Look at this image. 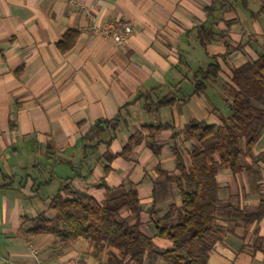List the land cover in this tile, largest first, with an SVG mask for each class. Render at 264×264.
Segmentation results:
<instances>
[{
    "label": "crops",
    "instance_id": "0c3cea01",
    "mask_svg": "<svg viewBox=\"0 0 264 264\" xmlns=\"http://www.w3.org/2000/svg\"><path fill=\"white\" fill-rule=\"evenodd\" d=\"M259 1L243 6L239 0H75L73 5L0 0V264H101L118 254L109 245L97 250L85 237L64 243L52 233L29 232V219L45 208L67 177L75 188L109 204L122 197V182L136 183L145 210L141 229L150 237L155 218L172 206L171 215L181 218L178 190L156 166L175 170L174 130L192 119L221 124L229 115V75L264 50ZM221 2L227 3L225 11L207 14L206 7ZM115 20L133 27L126 44L100 33ZM202 25L214 34L205 44ZM65 38V45L71 42L68 48L59 44ZM215 61L218 74L197 92L194 72ZM163 97L171 102L157 105ZM115 118L119 123L110 131V146L84 153L83 137L95 122ZM160 124L170 128L156 135L162 148L155 155L142 127ZM136 130L141 138L125 158L120 152ZM191 145L184 141L187 149ZM106 150L114 155L110 162ZM261 155L264 160V127L242 163ZM261 172L259 193L245 172L221 169L220 198L254 211L264 199V161ZM120 213L130 216L126 207ZM53 214L49 209L48 215ZM154 242L162 248L171 244L162 238ZM142 264L167 263L145 259ZM208 264H264V218L247 231L237 226L224 234L214 243Z\"/></svg>",
    "mask_w": 264,
    "mask_h": 264
},
{
    "label": "trees",
    "instance_id": "16d2710c",
    "mask_svg": "<svg viewBox=\"0 0 264 264\" xmlns=\"http://www.w3.org/2000/svg\"><path fill=\"white\" fill-rule=\"evenodd\" d=\"M239 1L247 6L248 0ZM224 2L206 7L207 14L213 15L216 10L225 11L228 6ZM258 12H264V3ZM200 33L204 44L214 35L204 25L200 27ZM66 41L67 38L59 42L62 48L70 47L71 42L65 45ZM219 70L220 63L215 61L195 71V90H203L205 82L216 76ZM229 79L233 84L228 90L231 96L229 115L222 117L221 124L192 119L181 130H174L170 138L173 139L171 150L175 156V170L171 172L156 166L166 182L178 190L180 219L176 220L171 215L170 211L175 208L172 206L164 216L155 218V234L150 237L141 229L140 218L145 210L136 183L131 180L122 182V197L109 204L100 202L86 190L75 188L72 177H67L45 208L29 219L32 223L29 232L52 233L64 243L79 237L89 238L99 251L104 245L115 247L118 254H110L101 264H142L145 259L150 263L162 260L167 264H208L214 243L224 234L233 232L237 226L247 231L264 218V199L259 201L254 211L249 212L232 199H221L217 182L221 169L233 174L245 172L253 190L261 191L263 155L246 165L242 163V158L252 153L264 127V50L256 59L235 67ZM165 97L158 100L157 105L171 102ZM118 123L117 118L97 120L83 137L84 153L87 154V149L97 150L102 144L110 146L113 139L110 131L115 130ZM142 128L147 132L153 153L159 155L162 145L157 144L155 137L170 125H145ZM141 134V130H136L129 136L120 152L121 156H130ZM186 140L191 141V149L184 146ZM103 155L107 162L114 156L109 150L104 151ZM104 169L108 171L110 165L106 164ZM156 190L154 196L157 195ZM154 198L156 202L157 198ZM122 207L130 210L129 217L121 216ZM49 209L54 210L52 216L48 215ZM154 209L155 203L150 214ZM133 218L134 222L131 223ZM154 238L168 240L171 244L165 248L159 247Z\"/></svg>",
    "mask_w": 264,
    "mask_h": 264
},
{
    "label": "built area",
    "instance_id": "2783aa9c",
    "mask_svg": "<svg viewBox=\"0 0 264 264\" xmlns=\"http://www.w3.org/2000/svg\"><path fill=\"white\" fill-rule=\"evenodd\" d=\"M70 5L75 4V0H63ZM133 32V27L131 24L125 20H115L110 22L105 29L100 31V33L107 35L112 38L117 44H126L129 41V35ZM71 264H77L72 262Z\"/></svg>",
    "mask_w": 264,
    "mask_h": 264
},
{
    "label": "rangeland",
    "instance_id": "374dc122",
    "mask_svg": "<svg viewBox=\"0 0 264 264\" xmlns=\"http://www.w3.org/2000/svg\"><path fill=\"white\" fill-rule=\"evenodd\" d=\"M264 3V0H260L258 3H257V5H256V7L258 8L260 5H262ZM176 220H178V219H176Z\"/></svg>",
    "mask_w": 264,
    "mask_h": 264
}]
</instances>
